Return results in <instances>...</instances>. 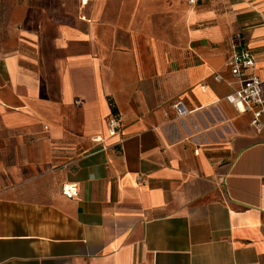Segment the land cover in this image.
<instances>
[{
	"label": "crops",
	"instance_id": "obj_1",
	"mask_svg": "<svg viewBox=\"0 0 264 264\" xmlns=\"http://www.w3.org/2000/svg\"><path fill=\"white\" fill-rule=\"evenodd\" d=\"M242 47L264 0H0V264H264Z\"/></svg>",
	"mask_w": 264,
	"mask_h": 264
},
{
	"label": "built area",
	"instance_id": "obj_2",
	"mask_svg": "<svg viewBox=\"0 0 264 264\" xmlns=\"http://www.w3.org/2000/svg\"><path fill=\"white\" fill-rule=\"evenodd\" d=\"M190 4H196L197 0H188ZM233 83L236 84L234 91L226 96L227 100L235 105L240 111L251 110L253 112L252 123L262 130L263 123L261 121L264 115V76L256 73L257 59L253 51L247 47L236 50L228 61ZM180 116L188 114L185 103L178 101L174 104ZM122 126V118L114 113L109 119V133L111 135L120 131ZM65 195L72 197L78 192L76 184L65 185L63 188Z\"/></svg>",
	"mask_w": 264,
	"mask_h": 264
},
{
	"label": "trees",
	"instance_id": "obj_3",
	"mask_svg": "<svg viewBox=\"0 0 264 264\" xmlns=\"http://www.w3.org/2000/svg\"><path fill=\"white\" fill-rule=\"evenodd\" d=\"M113 108H114V109H113V110H114V113H117V111H116L115 107H113Z\"/></svg>",
	"mask_w": 264,
	"mask_h": 264
}]
</instances>
